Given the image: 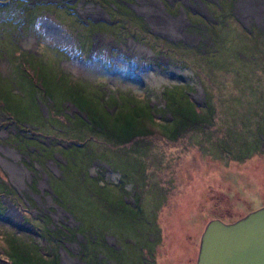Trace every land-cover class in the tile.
I'll list each match as a JSON object with an SVG mask.
<instances>
[{
	"label": "rangeland",
	"instance_id": "obj_1",
	"mask_svg": "<svg viewBox=\"0 0 264 264\" xmlns=\"http://www.w3.org/2000/svg\"><path fill=\"white\" fill-rule=\"evenodd\" d=\"M2 1L0 6L8 5L0 10L2 75L13 73L7 61L18 60L20 51L9 57H5V51L1 52L5 43L15 38L18 48L43 54L46 58L41 61H61L55 74L73 73L80 80L89 82L91 90L96 86L103 91L130 93L142 100L152 98L157 107H164L162 115L167 119L170 115L162 92L169 86L184 85L195 104L194 110L202 114V122L191 125L174 142L166 140L157 131L143 139L140 150L130 144L125 146L124 151L131 152L124 156L112 153L110 158L100 155L98 159L95 149L102 151V148L97 146L81 155L73 153L70 157L76 165L65 174V156L54 155L59 161L56 164L51 160L45 166L36 164V160L22 155L18 147L5 144L8 131L0 125V192L10 183L20 196L29 192L40 205L36 208L26 203L30 210L25 214L13 197V203L5 201L11 214L0 218V253L6 252L18 240L25 246L38 243L48 250L53 243H46L22 220V216L30 218V214H40L36 209H46L50 211L54 225L64 223L76 228L83 224L78 239L61 243L59 264H64V253L69 260L80 264H116L112 259H117V264H142L143 254L150 250L159 251L154 253L158 264H195L200 238L209 221L219 219L231 223L264 204V0H232V12L216 11L212 6L216 14L209 12L207 4L200 0H160L162 4L159 0L131 1L126 7L136 12L135 17H142L152 33L169 40L170 46L179 43L191 47L190 51L180 47L174 50L163 41V46L159 47L164 48L166 54L158 57L152 51L135 48L132 43L139 42L136 35H129L124 28L98 34L90 41L89 32L83 29L81 21L107 18L95 2ZM113 2L112 11L122 8L118 0ZM211 2L222 4V0ZM168 3H177L178 11L169 8ZM151 5L150 13L157 17L156 21L143 10ZM223 8L226 7L223 5ZM193 11L201 16L199 22L204 25V31L202 25V29L190 26L187 14ZM76 13L81 21L76 20ZM41 15L48 19L47 22L63 25L60 27L65 31L52 30L57 32L59 41L52 37L51 30L41 28V23L36 20ZM215 17L218 29L213 32L206 24ZM5 18H13L14 23L23 22L25 18L26 22L21 30L3 24L1 21ZM126 24L132 31L142 34L134 19H129ZM138 44L151 50L145 42ZM198 47L203 54L196 52ZM113 48L119 51L114 52L116 57L112 56ZM64 51L71 56L64 57ZM24 58L21 54V59ZM17 77L14 75L13 82ZM15 85L19 91V85ZM19 94H23V98L29 97L28 90ZM0 104L6 106L5 97H0ZM39 105L46 117L44 104ZM74 111L72 107L69 112H64L71 115ZM9 116L12 118V114ZM0 117L3 118V113ZM16 118L19 122L24 120V126L37 128L35 118H32L33 124L19 116ZM12 165L21 169L22 183L11 170ZM46 172L62 180L49 183ZM79 175L88 182H92L91 177L96 179L98 176L95 189L88 184L82 186ZM33 180L37 182L34 192L28 188ZM103 184L112 187L109 194L113 206L106 205L107 210L97 204L102 201L99 185ZM53 185L60 194L63 192L61 196L66 199L63 202L73 207L74 215L53 204L56 200L51 189ZM109 194L105 197L109 198ZM122 199L128 206L135 207L132 212L123 208ZM5 218L7 220H2ZM98 226L102 227L101 231ZM94 233H99L96 242L88 245L95 252L85 254L82 244L88 243L90 238L94 240ZM12 235L16 238L10 237ZM112 236H116V243ZM11 239H15V243ZM103 240L107 247L103 246ZM4 257L13 261L9 254H3L2 259ZM71 260L70 264H73Z\"/></svg>",
	"mask_w": 264,
	"mask_h": 264
},
{
	"label": "trees",
	"instance_id": "obj_2",
	"mask_svg": "<svg viewBox=\"0 0 264 264\" xmlns=\"http://www.w3.org/2000/svg\"><path fill=\"white\" fill-rule=\"evenodd\" d=\"M89 1L97 3L101 8V11L105 12L110 18L109 22L104 21L99 24L102 26L101 29L106 31L103 33L115 32L114 29L116 28H124L129 35L135 34L139 42L147 43L155 56L158 57L159 55L166 54L163 51L164 48H160L159 46H163V41L169 45V40L162 38L147 29V24L143 21L142 17H135V11L126 7V4L131 3L130 0H118L119 4L122 5V8H118L119 10L115 11H112L111 9L114 0ZM200 1L207 4L208 10L212 14H216L213 8H215L216 11L226 9L227 11L232 12V0H228L227 3L225 0H222V4L220 3V5L211 2V0ZM2 2L7 3L5 0ZM178 3L181 5V2ZM223 5L226 8H223ZM6 6L8 5L5 4L4 6H0V10L6 9ZM57 6L60 5L57 4ZM64 6L70 9V6ZM168 6L169 8L178 11L177 3L174 5L168 3ZM69 13L72 12L69 11ZM131 16H134V18ZM187 16L192 28L196 26L195 28L202 29V25L204 31V25H200L199 22L201 20L199 14L193 11L192 13H189V15L187 14ZM129 19H134L136 21L142 34L138 31L131 30V27L126 24V21H129ZM13 20V18H5L1 22L3 24H10L12 27H18L22 30L26 19L24 18L23 22L17 23H14ZM36 20L41 23V28L43 30H51L52 37L56 41H59L57 32L52 30L65 31L63 27H60L63 25L59 26V24L57 25L54 22H47L48 19L43 15L37 17ZM76 20L80 21L79 18H76ZM81 22L83 27H87V25L91 24L95 25V27L98 25L97 22L88 21L87 24L83 23L84 21ZM216 22H218L216 17L214 21L207 20L206 27L215 32V30L218 29ZM2 34L5 35L6 32H2ZM1 37L2 36L0 35V38ZM128 37L129 36H126V38ZM12 39L13 40L10 42L5 43L1 52L5 51V57H9L11 54L13 55L15 51H20V54L17 55V61H7L8 66H11L10 69H13V73L10 76H4L0 73V97H5L6 101L5 107L0 104V113H3V118L0 117V125L8 131L5 144L18 147V150H20L22 155H27L29 159L36 160V164L42 163V165H44L49 160L56 164L59 161L54 158V155H58L59 157L63 155L66 159V166L62 164L58 165L64 166V174L67 171V173H69L76 165V162L70 157L73 153L81 155L88 149H93L97 146L102 148V151L95 149L98 151L96 154L98 155V159L100 155H106L110 158L112 153H121L120 155L124 156L127 152H131L130 150L125 152V146L130 144L132 147L135 146L137 150H140L143 148V139L154 135L157 131L166 140L174 142L182 136L183 132L187 131L191 125L200 124L202 122V114L199 113V111L197 112L194 110L195 104L191 101L185 91L184 85L164 88L162 97L165 101V108H167L170 115V118L167 119L162 115L164 107L163 109L157 107V105L152 102V98L142 100L134 97L130 93L127 94L120 91L110 92L107 90L103 91L95 85V88L91 90L89 88V82L80 80V78L73 76V73H70L69 75L55 74V69L59 66L61 61H41L46 58L43 54L36 55L34 53H29L27 50H22L21 48H18L19 45L16 43L15 38ZM177 47L185 49V51L191 48L190 46L183 44L180 45L179 43H172V46H170V48L174 50ZM195 49L197 53L199 52L203 54L200 47ZM80 51L83 52L81 49ZM116 51L117 49L113 50V55L115 57L117 56L114 53ZM21 54H24L25 58L23 60L21 59ZM62 54L64 57L68 58L71 56L66 51ZM30 58H33V60L29 61ZM52 68H54L53 77H51V74L53 73V71H51ZM29 72L32 75H30ZM14 75H16V77L18 76L15 82H13ZM53 78H56L58 82L52 81ZM15 83L19 85V91H17ZM20 90L22 92L28 90L29 97L26 95L25 98H23V94H19V92L21 93ZM41 102L47 109L46 117L43 116L44 112L39 105ZM72 107L74 110L84 113L86 118L82 117L77 111H74L71 115L64 112H69ZM10 114H12V118L9 116ZM16 116L26 119V123L29 124H33L34 121L32 118H35L40 124L35 122L37 123V128L32 129L29 126L23 125L24 120L19 122ZM65 127L67 129H65ZM72 136L74 137L72 138ZM91 140L93 142L90 143L89 141ZM47 141H49V143ZM130 148L131 147L127 149ZM78 164L82 165V163ZM29 167L32 168V164H30ZM45 174H47L46 176L48 177L49 183H52L53 181L54 184L56 181L62 180V178L57 177L50 172H46ZM97 178L98 176L96 179ZM90 179L92 182L84 180L80 175L78 176L79 183L82 186L88 184L92 186V189H95L94 182L98 180H96L95 177H91ZM3 181H5L4 178ZM9 184H7L4 191L0 192V204L2 205L0 218H3L8 213L11 214V212L7 211L6 207L8 205L5 204V201L7 202V200L13 203L11 197L14 198V202L21 205L25 214L29 213L30 207H27L28 205H34L36 208L40 206L29 192L22 197L17 193L16 189H14L15 187L11 188ZM36 185L37 182L33 180L32 183L28 184V188L34 192L33 187H36ZM99 188H102L99 190V192H101L102 201L100 200L101 203L96 201L97 204L105 210H107L106 205L112 208V198L109 194L112 187H109L108 184H103L102 186L99 185ZM51 189L56 199L53 201V204L63 207L66 212L74 215L73 207L71 208L68 203L63 202V200H66L61 196V194L63 195V192L60 194L59 191L55 189L54 185L53 187L51 186ZM106 193L109 194V198L105 197ZM102 202L105 204H102ZM26 203L28 205H26ZM120 203L125 205L122 206L127 211L132 212V209L135 208L133 206H128L123 199ZM69 208L71 210H69ZM36 210L39 211L40 214H30V218L22 216V220L31 226L32 230H36L37 232L35 233L41 236L46 243H53V245H50L48 250L45 251L44 247H41L38 243H33L28 247L23 245L21 240H18L15 243V239H11L15 244H12L6 252L1 251L0 253V262L2 264H59L60 248L63 247L61 243H64L65 240L75 241L78 239V234H82L83 224L76 228L68 227L64 223L54 225L49 210ZM2 220H7V218ZM78 221L82 223L81 220L78 219ZM101 230L102 227L98 226V231ZM98 234L94 233V240L90 238L88 243L82 244L83 249H86L85 254L95 252L94 250L89 249L91 245L89 246L88 244H93V241L96 242ZM10 237L16 238L15 235ZM102 244L107 247L105 240H103ZM3 254H9V256L13 258V261L10 262L6 257L2 259ZM46 254H49V257L46 256Z\"/></svg>",
	"mask_w": 264,
	"mask_h": 264
},
{
	"label": "water",
	"instance_id": "obj_3",
	"mask_svg": "<svg viewBox=\"0 0 264 264\" xmlns=\"http://www.w3.org/2000/svg\"><path fill=\"white\" fill-rule=\"evenodd\" d=\"M196 264H264V206L231 223L209 221L200 238Z\"/></svg>",
	"mask_w": 264,
	"mask_h": 264
},
{
	"label": "flooded vegetation",
	"instance_id": "obj_4",
	"mask_svg": "<svg viewBox=\"0 0 264 264\" xmlns=\"http://www.w3.org/2000/svg\"><path fill=\"white\" fill-rule=\"evenodd\" d=\"M131 1H133V0H130V2ZM81 2L82 3H90V2H87V0H81ZM137 2V1H136ZM201 2V1H200ZM202 3V2H201ZM97 4V3H96ZM183 5H186L185 3H183ZM100 10H101V8L98 6V5H96ZM208 9V8H207ZM103 13H105V12H103ZM136 13V12H135ZM106 14V13H105ZM77 17L76 18H79V16H78V14L76 13L75 14ZM107 15V14H106ZM108 16V15H107ZM139 16V15H138ZM140 17V16H139ZM80 20V19H79ZM81 21V20H80ZM83 21V20H82ZM88 21H90V22H97V23H101V22H104V21H110V18H105V20H98V21H95V20H92V19H86L85 21H84V23L85 24H87L88 23ZM101 25H97V27H95V25H93V24H91V25H87V27H83V29H85L86 31H88L89 32V36H90V41H92V38H95L94 36H96V35H98V34H102L103 32H106L105 30H102L101 29ZM110 28V27H109ZM104 29H108V28H104ZM76 33H77V30H76ZM109 33H111V32H109ZM109 33H106V34H109ZM127 39H129V37L127 38ZM92 43V42H91ZM139 43V42H138ZM93 44V43H92ZM122 44V43H121ZM115 48H113L112 49V56H114L113 55V50H114ZM264 206V204L261 206V207H263ZM112 237H114V239H113V241H115V243H116V236H112ZM115 251V250H114ZM155 252H159V251H153V250H150V251H147L145 254H143V260H142V264H158V262H157V260H156V257H155V255H154V253ZM112 261L113 262H115L116 264H117V259L115 260V259H112ZM196 261H197V259H196ZM195 264H196V262H195Z\"/></svg>",
	"mask_w": 264,
	"mask_h": 264
},
{
	"label": "bare ground",
	"instance_id": "obj_5",
	"mask_svg": "<svg viewBox=\"0 0 264 264\" xmlns=\"http://www.w3.org/2000/svg\"><path fill=\"white\" fill-rule=\"evenodd\" d=\"M143 10L145 11L146 14H148L150 17H152L155 21L157 20V19H156L157 17L154 16V15L152 16V14L150 13V11L152 10V5H151V7H150V6L144 7ZM182 16L185 17L184 14H182ZM183 17H182V18H183ZM182 18H181V19H182ZM183 20H184V18H183ZM132 44H133V46H134L135 48L139 49L140 51H141V50H142V51H145V52H148V51L150 52V51H151V50H149V48L147 49V48H145V47H143V46H140L138 43H132ZM198 96H199V95H198ZM10 165H11V164H10ZM8 166H9V165H8ZM11 167H12L11 170L13 171V173H15V174L18 176V179L21 180V183H22V178H20V172H22L21 169H19L17 166H13V165H12ZM42 183H43V182H42ZM64 256H65V257H64V258H65V259H64V264H70V260H71V259L69 260L68 256H67L65 253H64ZM71 261H72L73 264L76 263V262L73 261V260H71ZM76 264H80V263L77 262ZM81 264H82V263H81Z\"/></svg>",
	"mask_w": 264,
	"mask_h": 264
},
{
	"label": "crops",
	"instance_id": "obj_6",
	"mask_svg": "<svg viewBox=\"0 0 264 264\" xmlns=\"http://www.w3.org/2000/svg\"><path fill=\"white\" fill-rule=\"evenodd\" d=\"M91 50H92V47H91Z\"/></svg>",
	"mask_w": 264,
	"mask_h": 264
}]
</instances>
